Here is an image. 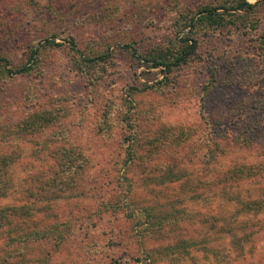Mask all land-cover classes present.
Listing matches in <instances>:
<instances>
[{"label":"rangeland","instance_id":"374dc122","mask_svg":"<svg viewBox=\"0 0 264 264\" xmlns=\"http://www.w3.org/2000/svg\"><path fill=\"white\" fill-rule=\"evenodd\" d=\"M224 2L0 0V59L8 61L0 63V153L16 160L0 184V264H214L240 254L229 230L245 220L247 261L264 264V211L237 214L242 202L264 204V0L210 33L189 27ZM184 35L198 41L190 63L167 75L145 61L177 49ZM106 54L101 65L77 63ZM24 65L29 74L14 73ZM35 116L52 121L20 132ZM128 122L140 144L163 135L181 145L142 149L144 159L130 164ZM72 150L80 157L71 168ZM234 171L244 175L232 184ZM205 173L220 182L196 183ZM44 179H55L53 197ZM28 191L38 199L29 198L33 215H14ZM63 223L71 229L57 241L10 242Z\"/></svg>","mask_w":264,"mask_h":264},{"label":"trees","instance_id":"16d2710c","mask_svg":"<svg viewBox=\"0 0 264 264\" xmlns=\"http://www.w3.org/2000/svg\"><path fill=\"white\" fill-rule=\"evenodd\" d=\"M257 3H251L249 2V0H225V2L222 5L216 6V7H206L202 10H200L199 12V18L197 21L194 20V17L191 19V25L189 27H193L194 29H197L199 25L202 26L203 30L206 31V33H210L209 31L213 30V27H217L220 26L224 23H226L227 21V17L230 18H239L241 19L242 17L238 14L239 11L244 12V13H250L253 12L256 8V5H258L260 3L261 0H256ZM222 10V12H220ZM231 11H233L234 13H231ZM179 42L175 43V45L178 47L177 49L173 50V49H169L167 51L165 50H160V52L157 55L154 54H149L148 57H145V61L146 62H151L153 63V67L154 68H164L165 72L167 75L171 74L173 72L174 69L182 67L184 65H187L188 63H190V60L193 59L196 54H197V47H198V41L194 38H190L189 35H184V37H182L181 39H178ZM46 43L48 45H53V46H57L58 44L55 42V40H50V39H46ZM70 44V50L73 51L75 54L79 53V50L77 48V43L75 42V40H71L69 42ZM127 49H130V46H126ZM36 54V51L33 50L31 52V57L30 60H32L34 58ZM134 55V53H132ZM78 61L77 63H79L80 61H84L86 64L90 65V67H93L95 65H101L103 62H105L106 60L109 59V54H106L105 56L102 55H98L94 58H87L86 60H82V58L80 56L77 57ZM7 63L8 61L5 59H0V63ZM32 68L28 65H24L21 67H18L17 70L14 72L15 74H29L31 72ZM8 74H10V72H7ZM52 121V117L48 118V116H35L34 119L26 122L21 128L22 130H19L22 133H29L30 131H35L38 129H43L46 125H48V123ZM129 121V118H128ZM132 123V122H131ZM102 125H99V130L98 133L99 134H103L106 133L105 130H103ZM125 128L127 129V133L124 136V141H123V149L125 151V157H127L128 159L125 161H128V163H132L133 161H135V159L137 158L138 160H142L144 159L143 155L140 153V150L144 149L146 151H151L150 154L154 153V150L160 151L163 149H167L166 147L168 146V144H174V145H181V143H179V137H177L176 139L178 140L171 143V141L169 140V138H167V136H163V135H158V136H154L151 138H147L143 144H140L139 142H141V138L139 137V130L136 126V124H125ZM129 130L134 131L132 133L129 132ZM182 137L184 138L185 136L182 134ZM175 139V137H174ZM172 148V147H171ZM170 148V149H171ZM152 149V150H151ZM169 149V148H168ZM167 149V150H168ZM220 151L219 149L217 150V152ZM73 154H71L70 156L67 155L66 159H64V161L66 163H69V165H71V168L74 166L73 165V156L78 155L79 152L76 150H72L71 151ZM168 153H174L177 151H173L172 150H168ZM214 152V151H213ZM210 150V154L213 153ZM222 153V152H220ZM156 155H160L158 152L155 153ZM177 155V154H176ZM80 157V155H78ZM126 159V158H125ZM71 162H70V161ZM15 159L12 158V156L9 155H4L0 153V184L1 182H3L4 179V172L6 174H9L13 164L15 163ZM83 167V166H80ZM230 173V172H229ZM228 173V174H229ZM232 177H228V180L230 183L235 184L238 183L239 180L242 178V176L244 175L243 171L239 172V171H234L232 173ZM176 174H174L175 176ZM220 175V174H219ZM217 176V175H216ZM169 178H172L171 175L168 176ZM220 177V176H219ZM48 178V177H47ZM177 179H182V177L176 175ZM203 179L206 181L207 184H211L217 181L220 182V180L218 178H216V180L214 181H210L209 180V174L205 173L204 175H200V177L196 178V183H201L200 179ZM45 180V179H44ZM43 180V181H44ZM35 182V181H34ZM50 183V181L48 179L45 180V183L47 184ZM52 182V185L47 184L46 187H44V189H42V191H44L45 195H48L50 197H53L54 195V191L55 188L54 186H56V181L55 179ZM229 182H227L228 184H230ZM35 188L38 187L36 185V182L34 183ZM28 195H26L27 197V201L28 202H18L19 204H17L14 208L10 209L12 210L11 212L16 215V216H21V217H25V216H29V215H33L32 211H33V207L32 205H34V202L38 201L37 196L35 195L34 192H27ZM41 194V193H40ZM44 196V195H43ZM35 198L36 201H31L29 198ZM22 201V199H21ZM28 203V204H25ZM37 203V202H36ZM244 202H242V208L237 212V214L239 215H244L245 218L244 219H249L250 214H253L254 216L257 214H260L264 211V204L261 201H257V202H250V203H245L246 205L243 204ZM10 216H12L10 214ZM151 216L150 213H143L142 214V218H144L146 221H149V217ZM241 221V220H240ZM178 222V221H177ZM60 225H62V229H60ZM233 225V223L231 224ZM237 225V231L240 233H244V231H246V233L244 234L243 237L238 238L234 232L236 230H229L230 235L232 236V239H234L235 241L232 243L234 249L237 250V252H240V254H238L236 257L230 258V261H226V259L224 260H219L216 261V263L214 264H251L250 262L247 261V257L244 254V251L247 249V247L245 248L246 244H249L251 242V235L253 236L252 233H249V231H247L248 229L245 230V228L247 227V220L243 221L242 223L240 222H236ZM161 226V224H160ZM245 228H244V227ZM66 228V229H63ZM71 226L68 223H63V224H58L55 225L51 228H46L44 232H29L28 234L25 235H18L16 237H13L10 239V242H14V241H19L20 243L24 240V238H27L28 241L30 242H38L41 241L43 242V244L45 242H47L48 240L51 241L50 237L56 235V241L57 239H62V237L64 236V232L63 230H70ZM236 231V232H237ZM247 238H246V237ZM181 248H182V252L185 253L186 255L190 254V248L193 246V244L191 243L190 240H182L180 242ZM139 261V260H138ZM149 261V260H147ZM148 264H150V262H147ZM37 263L40 264H46V257H42V259H39V261Z\"/></svg>","mask_w":264,"mask_h":264}]
</instances>
